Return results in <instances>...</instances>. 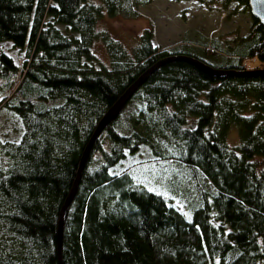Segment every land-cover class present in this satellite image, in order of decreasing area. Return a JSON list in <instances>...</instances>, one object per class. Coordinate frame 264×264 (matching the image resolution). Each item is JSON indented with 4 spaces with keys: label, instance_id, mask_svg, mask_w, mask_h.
I'll return each instance as SVG.
<instances>
[{
    "label": "trees",
    "instance_id": "obj_1",
    "mask_svg": "<svg viewBox=\"0 0 264 264\" xmlns=\"http://www.w3.org/2000/svg\"><path fill=\"white\" fill-rule=\"evenodd\" d=\"M231 1L220 0L223 7ZM122 8L121 0H0V42L27 55L19 66L0 47V110L9 107L7 115L20 124L15 139L0 137V264H259L264 75H213L179 58L157 66L93 143L65 211L59 260L58 220L84 148L131 83L171 55L238 73L245 58L264 63V25L255 17L233 58L220 56L218 44L197 45L204 58L222 57L209 63L178 47L159 50L150 28L129 52L97 28ZM97 40L109 65L93 50ZM128 107L137 115H124ZM124 118L128 132L116 128ZM232 127L240 139L234 144L227 140ZM140 144L190 171L197 193L191 197L186 188V209L175 201L176 190L165 186L166 199L136 184L129 167L111 172ZM98 151L103 161L90 168Z\"/></svg>",
    "mask_w": 264,
    "mask_h": 264
},
{
    "label": "rangeland",
    "instance_id": "obj_2",
    "mask_svg": "<svg viewBox=\"0 0 264 264\" xmlns=\"http://www.w3.org/2000/svg\"><path fill=\"white\" fill-rule=\"evenodd\" d=\"M121 3L122 13L116 16L105 14L99 20L97 28L107 30L126 46L129 52L137 46L142 32L150 28L153 31V43L159 50H172L178 47L177 50L202 57L209 63H221L217 60L222 57L233 58L232 52L240 51L242 48L241 38L248 34L254 18L250 8L236 0H232L227 7H223L220 0H213L209 5L199 0H150L146 4L140 3L136 6L135 0H121ZM62 31L66 35L71 34L65 27H62ZM213 43L218 44L219 55L222 57L208 59L205 56L204 58L203 50L196 48L197 45L212 46ZM0 47L19 66L27 58L25 50L14 47L9 41H1ZM93 50L102 63L109 65V54L102 41H95ZM244 62L251 68L264 67V63L257 58H245ZM9 109V107H4L0 110V137L15 139L20 132V124L16 117L7 115ZM132 111H134L133 116H136L137 110L131 107L127 108L124 115H129ZM126 120L124 118L116 128L128 132ZM227 140L230 144L239 142L236 127L228 131ZM103 145L106 150H110L109 143L106 142ZM93 156L90 168L100 165L97 158L100 157L103 161V154L99 151ZM169 161L155 158L148 146L140 144L139 151L121 160L111 169V172H119L129 167L127 172L141 187L152 188L162 193L163 196L168 194L165 186L167 189L176 190L181 197L175 195V201L186 209L188 207L186 198H189L186 196L187 187H192V191L189 192L191 197L197 193L193 185V177L187 168L172 165ZM182 178L187 183L184 187L181 182ZM259 264H264V260Z\"/></svg>",
    "mask_w": 264,
    "mask_h": 264
},
{
    "label": "water",
    "instance_id": "obj_3",
    "mask_svg": "<svg viewBox=\"0 0 264 264\" xmlns=\"http://www.w3.org/2000/svg\"><path fill=\"white\" fill-rule=\"evenodd\" d=\"M248 6L250 8L251 14L253 17H255L260 23L264 25V0H248ZM188 59L189 61L197 64L201 68H203L205 71H207L210 74L213 75H236V74H246V75H264V68L261 69H245L244 71L238 73L236 71H231V69H216L205 62L196 59V58H187L183 57V55H171L168 56V58H164L161 61L157 62L154 64L152 67H150L148 70H146L138 79H136L133 83H131L127 89L124 91V93L119 97V99L113 104L110 108L107 109V111L104 113V115L101 117V119L98 121L96 124V127L91 134L81 157L80 163H79V168L77 172L76 179L74 181L73 187L71 188V191L69 195L67 196L62 208H61V213L60 217L58 220V255H59V260L61 257V251H62V231H63V224H64V215L65 211L71 202V200L74 197V194L76 192L78 182L81 176V173L83 171V168L86 164L88 154L92 148L93 143L97 139V137L100 135V133L103 131V129L110 123L112 122L117 115L120 113L126 102L131 98L133 93L141 86L142 82L145 81V79L148 77V75L160 64H162L165 61L171 60V59ZM61 264V262L59 263Z\"/></svg>",
    "mask_w": 264,
    "mask_h": 264
},
{
    "label": "built area",
    "instance_id": "obj_4",
    "mask_svg": "<svg viewBox=\"0 0 264 264\" xmlns=\"http://www.w3.org/2000/svg\"><path fill=\"white\" fill-rule=\"evenodd\" d=\"M252 58H255V57H252ZM242 64H243L242 66H243L245 69H249V68H251V66H250V67H249V66H246L244 60H243Z\"/></svg>",
    "mask_w": 264,
    "mask_h": 264
}]
</instances>
